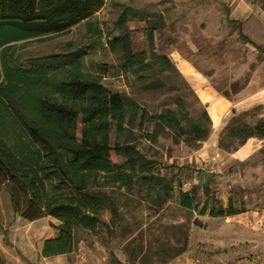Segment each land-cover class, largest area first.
I'll return each mask as SVG.
<instances>
[{"label":"rangeland","instance_id":"rangeland-1","mask_svg":"<svg viewBox=\"0 0 264 264\" xmlns=\"http://www.w3.org/2000/svg\"><path fill=\"white\" fill-rule=\"evenodd\" d=\"M118 37L131 59L124 46H110ZM8 51L12 67L78 58L106 89L134 100V121L122 132L111 124L109 141L133 146L151 170L128 188L99 179L95 224L73 229L69 252L46 257L41 241L59 221L21 218L9 190L19 203L23 190L0 185V264H264V0H102L88 20ZM167 110L179 126L154 123ZM193 124L206 136L196 139ZM179 190L194 195L195 210L179 204ZM203 204L235 213L199 214Z\"/></svg>","mask_w":264,"mask_h":264},{"label":"trees","instance_id":"trees-1","mask_svg":"<svg viewBox=\"0 0 264 264\" xmlns=\"http://www.w3.org/2000/svg\"><path fill=\"white\" fill-rule=\"evenodd\" d=\"M101 4L102 0H57L38 7L37 0H0V185L16 184L23 190L20 203L9 190L13 210L21 218L49 215L59 221L56 235L42 242V257L69 252L73 229L95 224L100 210L95 190L100 189L99 179L128 188L135 176L147 180L151 170L133 146L109 141L111 124L117 132L125 130L134 121L138 104L106 89L100 74L82 70L80 59L63 66L10 65L8 50L13 43L63 32L91 18ZM126 9L118 23L125 19ZM86 28L100 34L90 21ZM109 43L124 46L131 59L124 37ZM154 58L161 65L170 64L164 55ZM153 120L158 125L179 126L171 110L155 114ZM191 129L196 139L207 134L199 124ZM111 152L124 156V162L113 161ZM178 199L181 206L196 209L191 192L179 190ZM198 213L226 216L235 211L231 205L215 209L203 204Z\"/></svg>","mask_w":264,"mask_h":264},{"label":"crops","instance_id":"crops-1","mask_svg":"<svg viewBox=\"0 0 264 264\" xmlns=\"http://www.w3.org/2000/svg\"><path fill=\"white\" fill-rule=\"evenodd\" d=\"M249 149H250V145L245 143L244 146L238 150V152H240V154H246L249 151ZM56 233H57V230H56ZM56 233H54L51 236L43 238L42 241H41V245H42V242H43L44 239L50 238V237H54L56 235ZM41 245H40V248H41ZM39 254H40V249H39Z\"/></svg>","mask_w":264,"mask_h":264}]
</instances>
